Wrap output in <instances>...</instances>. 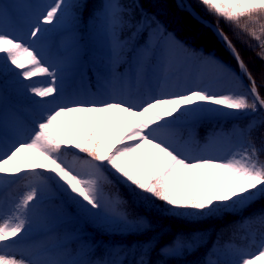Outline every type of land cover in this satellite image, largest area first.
Segmentation results:
<instances>
[{"label":"snow or ice","instance_id":"1","mask_svg":"<svg viewBox=\"0 0 264 264\" xmlns=\"http://www.w3.org/2000/svg\"><path fill=\"white\" fill-rule=\"evenodd\" d=\"M197 2L209 15L223 19L237 38L245 34L256 41V45L249 47H258L260 51L256 54L264 61V0ZM68 7L65 0H56L37 19L27 38L0 30V54H3L0 60L4 71L20 70L15 75L21 81H29L23 86L34 98H40L36 102L40 119L35 122L30 138L5 140L0 149V187L6 188L18 178L29 181L27 191L10 205L0 201V264H121L116 260L89 261L66 258L63 253L53 255L52 249L63 246H49L46 242L34 246L31 259L18 258L19 246L28 239L34 219L37 215L45 218L40 185L49 179L68 192L83 211L95 216L101 215V209L107 207L100 187V181L106 179L104 171L126 185L146 205L156 207L153 202H159L163 206L160 211L173 215L212 216L264 201V162H259V153L264 148L258 149L249 142L227 159L196 157L159 134L182 119L200 113L249 115L258 108L264 109V96L258 89L256 77L223 29L216 27L214 31L235 59L239 72L247 78V84L215 56L201 55L203 64L232 82V87L221 93L209 88H188L176 93L148 94L139 100L105 90L99 97L79 100L63 96L57 86L59 70L42 62L43 53L34 47L47 31L42 26L58 23ZM104 7L106 30L111 32L117 26L120 9L114 3ZM140 31L138 26L129 40L134 41ZM153 34L164 38L169 50L189 51L171 33L165 34L158 22ZM132 51L137 75L142 77L154 59L151 36ZM120 52H123L122 47ZM38 76L47 79H32ZM261 76L264 79V72ZM255 126L256 122L252 121L247 131L250 133ZM69 150L74 152L72 163L63 159ZM80 153L88 158L83 161L90 170L88 178L75 168L74 162ZM73 193L76 195L72 196ZM123 203L117 198L112 212L127 224L126 214L117 211L115 206ZM252 219L264 223V213ZM134 223L138 230H150L146 217H138ZM144 244L148 247L141 246L140 259L135 264H151L144 257L154 245L150 240ZM190 247V243L178 239L161 251L178 253ZM234 264H264V240L256 253L242 250L239 261Z\"/></svg>","mask_w":264,"mask_h":264},{"label":"trees","instance_id":"2","mask_svg":"<svg viewBox=\"0 0 264 264\" xmlns=\"http://www.w3.org/2000/svg\"><path fill=\"white\" fill-rule=\"evenodd\" d=\"M108 1L65 0V3L70 6L66 14L74 19L67 24L66 28L69 29L68 31L74 35L76 42L82 47L85 64V69L79 75L78 81L67 88L69 95H86L88 93L87 87L91 89L92 93L99 95L105 81L130 73L136 60L132 49H139L149 39L156 28L157 22L162 25L165 34L178 35L182 39L181 44L189 50L188 53L192 54L195 61H200L201 55H215L216 58L221 59L224 57L229 62L231 61L233 68L238 69L237 64L230 58V53L221 47V41L214 31L180 9L175 0H116L120 14L117 26L111 33L121 43L123 52L121 53L120 49L117 50L116 55L112 57V61L108 62L111 55L105 43L106 36L102 27L104 18L100 16L105 14L104 5ZM190 1L204 17L223 29L240 51L242 58L260 85L261 79L244 53V49L247 48L256 61L254 63H259L264 67V61L260 60L256 54L260 49L249 47V45H256L257 42L245 34L237 38L223 19L217 20L214 16L205 12L202 6L196 5V0ZM161 2H164L163 5ZM138 26L141 31L134 41L129 40L130 35L136 31ZM194 26L197 28L196 30ZM188 28L192 32H188ZM200 32L210 35L218 45L212 48L201 45L203 37ZM156 35L158 38L161 37L159 34ZM159 53H161V50ZM217 53H220L222 57ZM4 86L2 85L1 88L7 99H1L0 108L2 105L8 104V99L11 98L9 89ZM258 89L261 95L264 96V90L259 87ZM27 101L22 99V107L29 105ZM205 119L206 121L196 128L194 134L201 143L222 131H226L233 140L243 139L247 144L251 142L258 149L264 148V111L262 109L258 108L257 112L249 115L205 117ZM252 121L256 122V126L252 129L253 133L250 134L247 128ZM25 122L27 129L30 130L33 127V121L26 119ZM236 127L239 128L237 135L234 129ZM242 132L243 135H241ZM190 133V130L185 133L179 131L178 135L179 138L184 139ZM259 162H264V151L259 153ZM28 183L27 180L18 178L16 183L9 184V186L17 195L20 192L27 191ZM102 185L103 190L111 196L122 197L124 203L121 204V208L130 217H133L137 210L134 208L135 203L147 209L150 213V230L146 231L143 236L99 232L80 216L65 199L63 200L60 197L51 198L48 204V209L51 211L48 218L49 223L57 228L67 250L76 253L73 255L74 258L89 261L116 260L121 264H135L140 259L139 249L141 246L148 247L144 242L150 240L154 247L144 259L150 260L151 264H234V262L239 261L242 250L248 253H256L259 251L261 241L264 240V223L252 219L264 213V201L256 202L244 210L243 213L233 215L231 216L233 218L226 221L216 222L220 219H215V221L209 223L200 221L184 222L183 219L174 218L160 211L157 206L146 205L132 190L108 173ZM153 203L155 204V202ZM58 213H62L66 217V221L59 220L56 217ZM137 217L139 216H134V220ZM200 233H205V239L201 243L198 239ZM178 239L190 243L191 247L178 253L166 254V252L161 251L164 247H170Z\"/></svg>","mask_w":264,"mask_h":264},{"label":"rangeland","instance_id":"3","mask_svg":"<svg viewBox=\"0 0 264 264\" xmlns=\"http://www.w3.org/2000/svg\"><path fill=\"white\" fill-rule=\"evenodd\" d=\"M188 1L196 10L193 3H191L190 0ZM55 2L56 0H0V30L6 31L7 33L12 35H18L27 38V34L36 24L37 19L45 14L49 7L54 5ZM108 3L116 4V0H109ZM162 3L164 2H161V4ZM175 3L180 9L193 16L187 10L185 0H175ZM195 3L196 5L201 6L198 4L197 0L195 1ZM181 5H183V7H181ZM171 6L173 7V4ZM196 11L199 12L198 10ZM200 15L204 17L201 13ZM100 16L104 18L102 27L106 36V48L110 51L111 55V58H108V62H110L113 59L112 57L116 55L117 50L121 48V43L113 36L111 32L106 30L105 14H101ZM204 18L209 20L206 17ZM194 19L198 20L195 17ZM71 20L74 19L65 14L58 23L54 22V24L52 25H43L42 27L47 29V31L41 34L40 39L34 45V47L38 51L43 53L44 61L42 62H46L49 66H53L59 70L57 73V86L62 91V94L65 97H71L79 100H90L92 98L103 95L105 93V90H111L120 92L125 96H131L133 99L139 100L148 94L157 95L161 92L176 93L184 91L188 88H209L213 92L221 93L232 87V82L225 79L212 67L204 65L202 60L195 61L192 58V54L188 52L185 53L184 51H177L174 49L169 50L164 38H158L156 34H152L150 36L151 42L154 46V59L148 65L144 76L140 77L137 75L135 60L133 63L132 71L130 73L122 75L119 78L105 81L103 85L104 87H102L99 92V96L95 93H92L89 87H87L88 93L86 95H69V93L67 92V88L69 86H72L74 82L78 81L79 75H81V72H83L85 69L83 49L79 45V43L76 42L74 35L70 31H68V28H66L67 24ZM198 21L202 24H205L200 20ZM213 24L216 25L215 23ZM194 29L196 30L197 28L194 26ZM188 30V32H192L189 28ZM200 33V35L203 37L200 43L201 45L210 46L211 48L218 45V43L214 41V39L210 35L202 32ZM173 36L177 41H179L180 43L182 42V39L178 35ZM220 44L221 47L227 51L222 41L220 42ZM242 49H244V47H242ZM160 50L161 53H159ZM244 53L247 59L251 61L252 66L254 67V69H256V73L261 79L260 82L258 81L260 85L257 83V86L259 85L258 87L264 90V79H262L261 76L262 72H264V67L259 63H254L255 60L247 48L244 49ZM217 54L221 56L220 53ZM2 55L3 54H0V56ZM229 56L230 58H232V60H234V63H236L231 54ZM223 58L224 57H222L221 59H217L228 65L234 72H236L238 76H240L239 69L233 68L231 61L229 62V60ZM19 71L20 70H15V72ZM15 72H5L3 69V61L0 60V101L2 98L7 99L5 92L1 88L2 85H5L4 87L9 89V93L11 95V98L8 99L9 103L2 105V107L0 108V149L3 148L5 140H7V142H11L15 138H19L25 141L28 140L33 129L35 128V122L40 119V108L36 103L40 98H34L30 94L29 90L23 86L24 84L30 82L21 81L15 75ZM32 79L34 81H43L46 80L47 77L38 76ZM22 99L28 100L27 102L29 105H27L26 107H22ZM262 110L264 111V109ZM205 117L213 118L227 116L217 113H200L197 116L182 119L176 125L172 126L171 128L162 130V132L159 134L164 135L165 138L174 143H177L188 155L196 157L202 156L227 159L230 158L233 152L242 144L245 146L247 145V142L243 141V139L233 140L230 137V134H228L226 131L220 132L219 134L211 137L205 142H199L198 138H196L194 134L196 132V128H198V126L200 127L202 122L206 121ZM26 119H31L33 121V127L29 131L25 126ZM259 119L261 120V118ZM234 129L235 134L238 133L239 128L236 127ZM189 130L191 131V133L188 135V137L184 139L179 138V131L185 133ZM252 133L253 132L251 131L250 134ZM65 155L66 156L63 159L72 163L74 156L73 150H69ZM86 159H88L86 157V154L80 153L79 159L75 160L74 163L76 170H78L82 176L88 178V173L90 170L88 166L83 163V161ZM107 173L110 174L109 172L104 171L105 177ZM46 175L51 176L53 174L46 173ZM102 183L103 180L100 181V187L107 207L101 209V215L99 216L90 215L83 211V209L69 196L68 192L64 191L58 186L55 180L49 179L45 181L43 185H40V203L45 218L41 219V217L37 215V217L34 219L32 230L28 239L19 246L20 251L17 253L18 258L23 257L24 259H31V254L34 246L40 244L41 242H46L49 246L60 244L63 247L52 249V254L56 255L58 253H63L66 258H74L73 255H75L76 253H73L74 251L70 252L67 250L62 242L57 228L53 227L48 220L49 216L51 215V211H49L48 209L49 200L55 197H60L63 200L65 199L66 202L71 205V207L80 216H82L92 227L97 229L99 232L120 235H145L146 231L138 230L135 227V220L133 217H146L149 224H151L149 211L141 206H138L135 203L134 208H136L137 210L133 214V217H130L121 208V204L115 205L117 211L126 214L128 223L126 224L120 221L114 216L112 207L117 198L122 201V197L111 196L110 194H108L105 190H103ZM21 194L22 192L16 195L14 191L11 190V187L9 185L6 188L0 187V201H6L9 205L15 198H17ZM75 195L76 194L74 193L72 194V196ZM155 205H157V209L163 207L159 204V202H155ZM246 209L247 208L242 210H228L226 212L217 213L212 216H188L173 215L167 212L165 213L173 216L174 218L183 219L185 220L184 222L200 221L209 223L215 221V219H220L216 220V222L226 221L227 219L229 220L233 218L231 216L241 214ZM92 211L95 212L96 210L93 209ZM56 217L59 220L66 221V217L63 216L62 213H58ZM205 233H200L198 235L199 243H201L205 239ZM167 248L168 247H164V249Z\"/></svg>","mask_w":264,"mask_h":264},{"label":"water","instance_id":"4","mask_svg":"<svg viewBox=\"0 0 264 264\" xmlns=\"http://www.w3.org/2000/svg\"><path fill=\"white\" fill-rule=\"evenodd\" d=\"M186 2V5H187V10L195 17L197 18L198 20L202 21L203 23H205L207 26H209L210 28H212L213 30L217 27L216 25H214L212 22H210L209 20L205 19L204 17H202L200 15L199 12H197L192 6L191 4L189 3L188 0H185ZM215 32V31H214ZM242 80L247 84V78L246 77H243L242 74L239 72Z\"/></svg>","mask_w":264,"mask_h":264}]
</instances>
